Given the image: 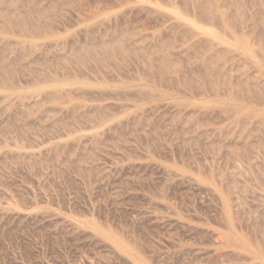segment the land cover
<instances>
[{
    "label": "rangeland",
    "instance_id": "1",
    "mask_svg": "<svg viewBox=\"0 0 264 264\" xmlns=\"http://www.w3.org/2000/svg\"><path fill=\"white\" fill-rule=\"evenodd\" d=\"M0 264H264V0H0Z\"/></svg>",
    "mask_w": 264,
    "mask_h": 264
}]
</instances>
